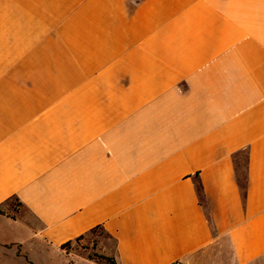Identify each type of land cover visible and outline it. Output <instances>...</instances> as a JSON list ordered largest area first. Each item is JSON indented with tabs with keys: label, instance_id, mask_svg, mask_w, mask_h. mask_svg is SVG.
Listing matches in <instances>:
<instances>
[{
	"label": "crops",
	"instance_id": "0c3cea01",
	"mask_svg": "<svg viewBox=\"0 0 264 264\" xmlns=\"http://www.w3.org/2000/svg\"><path fill=\"white\" fill-rule=\"evenodd\" d=\"M0 210L24 256L264 264V0H0Z\"/></svg>",
	"mask_w": 264,
	"mask_h": 264
},
{
	"label": "rangeland",
	"instance_id": "374dc122",
	"mask_svg": "<svg viewBox=\"0 0 264 264\" xmlns=\"http://www.w3.org/2000/svg\"><path fill=\"white\" fill-rule=\"evenodd\" d=\"M103 236L104 233L101 229L94 230L85 238L81 239L78 244H73L76 245V250L78 252H73L68 255L64 253L60 254L55 251L44 252L35 248L26 247L24 256L23 252L20 250L16 251L14 246L10 248H0V264H103L95 260H92L95 263L87 261V253L95 252L102 254L98 250V239Z\"/></svg>",
	"mask_w": 264,
	"mask_h": 264
},
{
	"label": "trees",
	"instance_id": "16d2710c",
	"mask_svg": "<svg viewBox=\"0 0 264 264\" xmlns=\"http://www.w3.org/2000/svg\"><path fill=\"white\" fill-rule=\"evenodd\" d=\"M243 179H244V177H240L238 174L237 180H238V182H240L242 184V187H243ZM197 194H198V198H199L200 203L204 204L205 200H204V194H203L201 185L197 186ZM0 214H4V213L0 210ZM96 229H100V228L96 227V228L92 229L90 231V233ZM81 239H83V236L76 237L74 239V241H67L66 243L62 244L60 246V248L62 250H65V252L67 253L69 251L72 243L78 244ZM87 258L89 260H95V261L101 262L103 264H115V260L112 256H106V255L100 254V253H95V252L87 253Z\"/></svg>",
	"mask_w": 264,
	"mask_h": 264
},
{
	"label": "built area",
	"instance_id": "2783aa9c",
	"mask_svg": "<svg viewBox=\"0 0 264 264\" xmlns=\"http://www.w3.org/2000/svg\"><path fill=\"white\" fill-rule=\"evenodd\" d=\"M173 264H179L178 262H174Z\"/></svg>",
	"mask_w": 264,
	"mask_h": 264
}]
</instances>
